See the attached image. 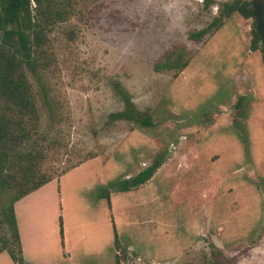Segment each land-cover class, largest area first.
Here are the masks:
<instances>
[{"label":"rangeland","instance_id":"obj_1","mask_svg":"<svg viewBox=\"0 0 264 264\" xmlns=\"http://www.w3.org/2000/svg\"><path fill=\"white\" fill-rule=\"evenodd\" d=\"M231 1L43 4L59 15L34 49L35 72L23 66L36 115L0 148V245L30 151L42 155L37 175L54 179L14 205L23 264H264V51L250 49L252 18L210 26ZM178 55L182 70L154 71ZM116 83L137 122L108 118L125 109ZM150 165L143 185L109 188ZM0 264L15 263L4 251Z\"/></svg>","mask_w":264,"mask_h":264},{"label":"trees","instance_id":"obj_2","mask_svg":"<svg viewBox=\"0 0 264 264\" xmlns=\"http://www.w3.org/2000/svg\"><path fill=\"white\" fill-rule=\"evenodd\" d=\"M47 1L48 0H0V102H4L9 106L6 107V113L13 112L20 117L19 121L12 122L11 119L5 116L6 113L0 114V148L8 141H11V128L13 125L20 127L23 117L28 116L29 118H33L36 115V109L31 99V91L23 72V66H27L31 72H35L34 65L36 64V60L33 57L34 49H37L45 42L44 26H47L53 21L54 15H59L57 12L53 13L48 4L44 5V10L42 11L41 7H43V4ZM32 5L36 9V14L33 16L31 15ZM232 13H237L245 19L252 18L249 1L233 0L224 3L220 15L212 21L210 26L219 25L222 22V18H228ZM41 15H44V23L38 19ZM206 32L207 29H203L192 34V37L200 38L204 36ZM258 48L264 51L254 26L250 49L256 51ZM186 65V62L180 61V56L178 55L173 59L167 57L163 63L156 64L153 69L156 72L173 69L182 70ZM115 90L121 98L125 109L110 114L108 118L111 121L126 120L137 122V117L140 116V113H138V116L136 115L137 117L132 114L134 112L132 109L133 104L127 94L123 92L117 83L115 84ZM140 122L144 126L151 125L149 117H144ZM19 138L25 139L29 138V136L24 132L19 135ZM5 155L6 153H3L0 149V161ZM41 156L42 155L38 152L33 153L30 151L23 155L24 176L27 181L22 185L23 189L20 190L18 196L12 197L3 211L5 221L9 227L11 239L3 241L2 245H0V253L4 251L7 252L11 261L15 264H23V258L13 205L18 200L54 179L51 176L37 175L36 171L39 170V160H42ZM82 163L75 164L67 170L61 171L59 176ZM157 169V165H150L135 176L121 181L118 185L114 183L111 184L109 188L112 187L115 191L120 192H126L137 188L147 182ZM3 183H5V181L1 179L0 185ZM104 197H106L108 208L110 209L111 204L109 195H105ZM59 230L60 234H62L61 221ZM114 237L115 246H117L118 241L115 230ZM116 264H118V262H116Z\"/></svg>","mask_w":264,"mask_h":264},{"label":"water","instance_id":"obj_3","mask_svg":"<svg viewBox=\"0 0 264 264\" xmlns=\"http://www.w3.org/2000/svg\"><path fill=\"white\" fill-rule=\"evenodd\" d=\"M252 20L264 50V0H249Z\"/></svg>","mask_w":264,"mask_h":264},{"label":"crops","instance_id":"obj_4","mask_svg":"<svg viewBox=\"0 0 264 264\" xmlns=\"http://www.w3.org/2000/svg\"><path fill=\"white\" fill-rule=\"evenodd\" d=\"M47 184H48V183H47ZM45 185H46V184H45ZM45 185H43L42 187H44ZM42 187H40L39 189H41ZM39 189H37L36 191H38ZM36 191H34V192H36ZM34 192H32V193H34ZM32 193L28 194L27 196L31 195ZM27 196L23 197L22 199L26 198ZM22 199H20V200H22ZM20 200H18L17 202H15L14 205H17V204L19 203ZM14 205H13V208H14ZM14 215H15V219L17 218V220H16V224H17V230H18L19 239H20L22 258H23V259L25 258L24 261L26 260V261H25V263H26L27 261H32V260L26 255V250H25V246H24L23 235H22V233L20 232V230L18 229V225H19V223H18V217H17V215L15 214V208H14Z\"/></svg>","mask_w":264,"mask_h":264}]
</instances>
